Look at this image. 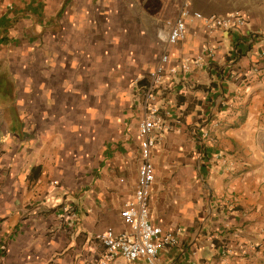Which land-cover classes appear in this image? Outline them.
Returning <instances> with one entry per match:
<instances>
[{
  "label": "crops",
  "instance_id": "0c3cea01",
  "mask_svg": "<svg viewBox=\"0 0 264 264\" xmlns=\"http://www.w3.org/2000/svg\"><path fill=\"white\" fill-rule=\"evenodd\" d=\"M184 2L0 0V264H95L102 234L129 231L141 88L165 54L159 102L172 128L153 152L150 221L180 243L158 264H224L225 246L254 245L262 253L242 264H264V0H189L192 13L246 25L209 33L191 18L170 45Z\"/></svg>",
  "mask_w": 264,
  "mask_h": 264
},
{
  "label": "built area",
  "instance_id": "2783aa9c",
  "mask_svg": "<svg viewBox=\"0 0 264 264\" xmlns=\"http://www.w3.org/2000/svg\"><path fill=\"white\" fill-rule=\"evenodd\" d=\"M191 18L201 20L209 33L229 32L246 25V20L239 14L227 17H205L198 12L192 13L189 0H185L177 19L167 26L166 41L168 44L177 45L185 39L187 22ZM214 54L213 49L207 50L209 57H214ZM203 62L201 57L186 60L182 63L180 70L183 73H189L192 67H203ZM169 63V55H163L160 64L147 77L148 84L141 88L144 102V117L139 126L142 164L134 198L124 205L122 211V219L129 231L117 234L113 229H109L102 234L100 241L105 246L106 252L95 264H112L118 258H123L127 262L145 260L148 264H158L163 249L176 247L180 243L178 233L164 231L161 227L154 226L150 221V197L156 181L153 152L172 128L167 120L169 113L162 110L159 102ZM178 72L177 68L170 70L171 74ZM206 138H211L210 134H206ZM211 140L214 142L213 139ZM62 212L61 217L68 221L70 227H74L78 222L76 211L64 207ZM261 253V245L243 246L239 252L240 255L225 246L220 254V259L224 264H242V259L256 258Z\"/></svg>",
  "mask_w": 264,
  "mask_h": 264
},
{
  "label": "rangeland",
  "instance_id": "374dc122",
  "mask_svg": "<svg viewBox=\"0 0 264 264\" xmlns=\"http://www.w3.org/2000/svg\"><path fill=\"white\" fill-rule=\"evenodd\" d=\"M0 94H1V96H0V98H1V99H4V100H6V99H8V98H9V96L5 95V94H4V93H2V92H0Z\"/></svg>",
  "mask_w": 264,
  "mask_h": 264
},
{
  "label": "trees",
  "instance_id": "16d2710c",
  "mask_svg": "<svg viewBox=\"0 0 264 264\" xmlns=\"http://www.w3.org/2000/svg\"><path fill=\"white\" fill-rule=\"evenodd\" d=\"M220 247H222L221 244H217V245H216V248H220Z\"/></svg>",
  "mask_w": 264,
  "mask_h": 264
}]
</instances>
